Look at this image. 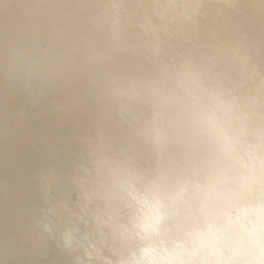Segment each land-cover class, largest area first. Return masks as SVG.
I'll use <instances>...</instances> for the list:
<instances>
[{
  "label": "clouds",
  "instance_id": "1",
  "mask_svg": "<svg viewBox=\"0 0 264 264\" xmlns=\"http://www.w3.org/2000/svg\"><path fill=\"white\" fill-rule=\"evenodd\" d=\"M264 0H29L0 36L26 104L85 114L38 174L41 264H264Z\"/></svg>",
  "mask_w": 264,
  "mask_h": 264
},
{
  "label": "bare ground",
  "instance_id": "2",
  "mask_svg": "<svg viewBox=\"0 0 264 264\" xmlns=\"http://www.w3.org/2000/svg\"><path fill=\"white\" fill-rule=\"evenodd\" d=\"M29 0H0V36L24 22ZM255 32H264V17L242 18ZM0 78V264H41L27 232L36 179L47 170L71 171L79 157L77 133L88 124L85 114L65 116L51 106L31 109Z\"/></svg>",
  "mask_w": 264,
  "mask_h": 264
}]
</instances>
